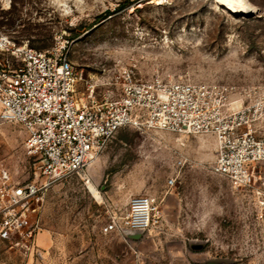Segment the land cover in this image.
Here are the masks:
<instances>
[{"label": "rangeland", "instance_id": "obj_1", "mask_svg": "<svg viewBox=\"0 0 264 264\" xmlns=\"http://www.w3.org/2000/svg\"><path fill=\"white\" fill-rule=\"evenodd\" d=\"M249 1L254 11L236 13L219 0H0V28L43 51L65 44L79 98L116 92L127 68L142 79L244 86L260 100L264 0ZM25 137L20 123L0 120V175L34 178ZM215 148L209 134L118 130L87 176L46 192L37 234L50 236L45 264H264L263 198L213 172ZM140 194L156 198L158 221L142 231H106ZM37 259L0 240V264Z\"/></svg>", "mask_w": 264, "mask_h": 264}, {"label": "built area", "instance_id": "obj_2", "mask_svg": "<svg viewBox=\"0 0 264 264\" xmlns=\"http://www.w3.org/2000/svg\"><path fill=\"white\" fill-rule=\"evenodd\" d=\"M64 49L62 43L39 50L0 28V120L23 126L34 167V178L20 184L7 170L0 175L1 241L25 256L35 253L46 192L87 176L90 161L125 126L212 135L213 172L261 194L264 203V98L254 100L244 86L142 79L127 68L116 92L110 88L97 98L92 90L79 98L77 72ZM158 217L154 196L134 195L123 222L113 217L104 229L142 231Z\"/></svg>", "mask_w": 264, "mask_h": 264}, {"label": "bare ground", "instance_id": "obj_3", "mask_svg": "<svg viewBox=\"0 0 264 264\" xmlns=\"http://www.w3.org/2000/svg\"><path fill=\"white\" fill-rule=\"evenodd\" d=\"M224 5H229L231 10L236 13H247L255 10V6L249 0H219ZM91 191L99 197L95 186L90 184Z\"/></svg>", "mask_w": 264, "mask_h": 264}, {"label": "crops", "instance_id": "obj_4", "mask_svg": "<svg viewBox=\"0 0 264 264\" xmlns=\"http://www.w3.org/2000/svg\"><path fill=\"white\" fill-rule=\"evenodd\" d=\"M49 234L46 233H40L37 235L36 238V251L34 255H37V262L36 264H45L44 255L46 253V249L48 247V240H49ZM41 258V259H40Z\"/></svg>", "mask_w": 264, "mask_h": 264}, {"label": "trees", "instance_id": "obj_5", "mask_svg": "<svg viewBox=\"0 0 264 264\" xmlns=\"http://www.w3.org/2000/svg\"><path fill=\"white\" fill-rule=\"evenodd\" d=\"M111 11H109V10H107V11H105V14L104 15H107V14H109ZM102 15H100V17H101ZM20 41V40H19ZM27 43H28V45L30 46V44H29V42H28V40H27Z\"/></svg>", "mask_w": 264, "mask_h": 264}, {"label": "water", "instance_id": "obj_6", "mask_svg": "<svg viewBox=\"0 0 264 264\" xmlns=\"http://www.w3.org/2000/svg\"><path fill=\"white\" fill-rule=\"evenodd\" d=\"M23 182H25V181H17V184H20V183H23ZM134 231H139V230H131L129 232H134Z\"/></svg>", "mask_w": 264, "mask_h": 264}]
</instances>
